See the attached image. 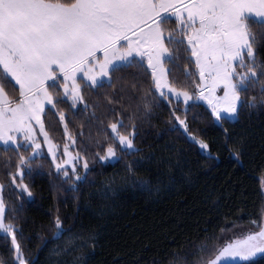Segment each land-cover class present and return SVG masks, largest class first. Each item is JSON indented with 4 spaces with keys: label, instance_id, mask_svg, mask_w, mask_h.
<instances>
[{
    "label": "snow or ice",
    "instance_id": "obj_1",
    "mask_svg": "<svg viewBox=\"0 0 264 264\" xmlns=\"http://www.w3.org/2000/svg\"><path fill=\"white\" fill-rule=\"evenodd\" d=\"M259 53L264 0H0V151L14 153L3 161L7 187L31 198L24 181L41 157H50L54 173L65 181L94 183L90 164H119L142 151L135 144L137 121L157 108L167 109L170 130L182 131L215 158L208 141L190 130L189 113L206 102L213 126L230 140L226 121L239 123L245 109L264 110ZM177 65L183 78L172 75ZM256 86L260 97L249 98ZM89 90L96 93L91 100ZM230 154L239 160L240 152ZM150 163L151 157L126 161L128 175L111 177L102 194L115 195L111 185L118 179L152 191L153 180L165 182L162 169L147 168L150 179L137 177ZM166 163L182 171L183 151ZM175 179L167 176L168 182ZM5 188L0 181V232L9 242L10 264H29L21 243L24 228L14 222L25 205L9 207ZM52 223L54 239H64L70 231L64 220L56 215ZM252 223L258 230L219 244L217 236H206L192 264H254L264 257V222ZM88 241L94 249L95 234ZM90 255L82 252L72 264ZM0 264L9 261L0 256Z\"/></svg>",
    "mask_w": 264,
    "mask_h": 264
},
{
    "label": "trees",
    "instance_id": "obj_2",
    "mask_svg": "<svg viewBox=\"0 0 264 264\" xmlns=\"http://www.w3.org/2000/svg\"><path fill=\"white\" fill-rule=\"evenodd\" d=\"M172 75L183 78L179 65ZM85 95L91 100L96 93L89 90ZM246 95L259 98V86ZM209 112L207 106L198 104L189 113V125L208 141L215 158L207 157L182 131L170 130L167 109L157 108L149 118L137 121L140 127L135 144L142 151L135 157L126 156L119 164H90L96 169L89 175L94 183L65 181L54 173L49 157L37 158L33 161L35 172L26 174L24 181L33 193L31 198L7 187L3 161L14 153L0 151V181L6 185V203L16 208L21 202L25 205L21 219L14 222L24 228L21 243L29 264H72L82 252L89 251L91 255L81 264H192L206 236H217L220 239L215 243L219 244L253 228V221L263 222L264 110L245 109L239 123L226 121L223 127L230 140L219 125L213 126ZM230 149L240 152L239 160ZM181 150L186 163L178 171L166 162ZM139 157H151V163L137 170L138 178L150 179L152 173L147 168L159 167L165 182L153 180L149 192L118 179L111 185L116 194L104 196L106 182L113 176L128 175L125 162ZM167 176L176 179L168 182ZM121 186L123 191H119ZM56 215L70 229L60 240L54 239L52 221ZM89 234L96 236L94 249L87 247ZM77 236L84 239L77 240ZM8 248L9 242L0 232V256L10 264ZM69 248L71 251L62 250ZM254 264H264V257H258Z\"/></svg>",
    "mask_w": 264,
    "mask_h": 264
},
{
    "label": "rangeland",
    "instance_id": "obj_3",
    "mask_svg": "<svg viewBox=\"0 0 264 264\" xmlns=\"http://www.w3.org/2000/svg\"><path fill=\"white\" fill-rule=\"evenodd\" d=\"M218 94H222V92H221V93H218ZM199 104H202V105L207 106V105H206V102H204V101H200ZM0 145H2V144H0ZM49 158H50V157H49ZM77 171H79L80 174H81L82 176L84 175V172H83L82 169H77ZM263 222H264V220H263ZM255 230H258V229H257V226L253 225V228L249 229L248 231H255ZM246 232H247V231H246ZM1 233H2V232H1ZM3 234H4V233H3ZM257 258H258V257H257ZM257 258H256V259H257Z\"/></svg>",
    "mask_w": 264,
    "mask_h": 264
}]
</instances>
